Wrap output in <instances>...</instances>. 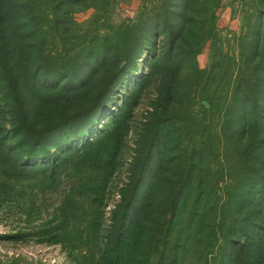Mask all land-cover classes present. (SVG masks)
<instances>
[{"label": "rangeland", "instance_id": "obj_1", "mask_svg": "<svg viewBox=\"0 0 264 264\" xmlns=\"http://www.w3.org/2000/svg\"><path fill=\"white\" fill-rule=\"evenodd\" d=\"M62 3L0 0L17 54L0 81V264H95L133 190L145 264L165 229L163 264H226L231 200L262 220L264 0ZM44 128L53 173L19 166Z\"/></svg>", "mask_w": 264, "mask_h": 264}, {"label": "trees", "instance_id": "obj_2", "mask_svg": "<svg viewBox=\"0 0 264 264\" xmlns=\"http://www.w3.org/2000/svg\"><path fill=\"white\" fill-rule=\"evenodd\" d=\"M49 2L53 6V10L58 9L63 4L62 0H49ZM0 13V61L2 62L5 57V59L11 57L13 61V66H9L8 64L0 66V81L7 86V74L12 73V68L16 62L15 58H17V54L12 55L16 50V46H14L16 38L11 28L3 24L5 14L3 11H0ZM28 28L25 30L27 36L34 33L31 28ZM17 65L20 66L18 62ZM18 66L15 65V69H18ZM22 127L23 126L19 124H14L11 126V132L14 136L24 135L25 129ZM53 130H55V128L41 129L39 136L35 137L28 145L23 146L25 149L22 153L25 155V161L20 162L19 166L31 168L40 165L45 171L50 170L51 173L56 171V168L60 164L52 157V147L55 145H49L40 141V136ZM83 133L86 134L87 130H83ZM58 135L64 138V140L73 138V136H70L67 132L58 133ZM7 160L8 158L6 155H0V166L2 164L6 165L4 162H7ZM258 181L262 185L261 191H263L264 195V175H259ZM133 191L130 196L123 201L118 213L115 212L116 215L111 236L95 264H145L147 261L150 254L149 248L144 250V252L141 250L138 251V248L141 243L150 241L151 238L148 235L143 236L140 229L136 227V219L132 214L133 206L135 205L132 196ZM248 205L250 204L246 203V201L234 203V200H231L230 215H225L218 220L219 228L215 233L213 244L217 246V248L219 247V250L222 248L224 250V248L231 245V255H228L226 250L220 253L222 259L224 257L226 258V264H264L262 262V257L264 256V205L261 209L262 220L250 216L247 210ZM169 213L166 212V215H174L173 208ZM171 221L172 220L168 218L165 226H168ZM206 235L209 236L208 232L205 233L203 238L204 243L201 253L204 254V256L210 253V249L212 248ZM171 244L170 229L161 230L159 232V245L156 247V249L160 248V250H157L160 254V264H163L164 260L169 261L174 257L175 252L173 251L178 244L173 245L174 248ZM204 264H207V262L204 261Z\"/></svg>", "mask_w": 264, "mask_h": 264}]
</instances>
